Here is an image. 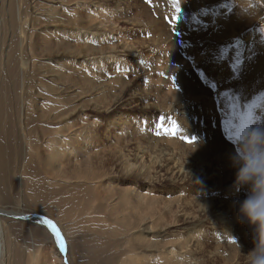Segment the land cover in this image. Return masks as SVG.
Returning <instances> with one entry per match:
<instances>
[{
  "label": "rangeland",
  "instance_id": "rangeland-1",
  "mask_svg": "<svg viewBox=\"0 0 264 264\" xmlns=\"http://www.w3.org/2000/svg\"><path fill=\"white\" fill-rule=\"evenodd\" d=\"M75 1L66 6L73 9ZM100 2L118 8L111 21L96 16L92 23L102 37L100 43L94 42L99 44L95 56L103 63L99 67L105 77V89H99L102 93L98 91L94 97V92L84 90L75 100L70 90L57 91L59 61L58 65L51 64V69L40 70L39 85L28 74L24 86L22 82L17 85L9 71L6 75L3 94L6 92L9 105L7 123L19 130L13 131L14 139L4 133L9 199L0 203L2 230H10L14 222L45 226L34 217L46 212L36 206L39 198L29 185L31 179L50 189L53 198L62 191L64 180L46 171L43 164L48 152L41 127L51 135L50 128L55 125H68L82 133H87L89 125L88 133L95 136V148H89L92 159L107 160L115 149L124 152L115 154L106 166L107 181L94 182L100 191L104 193L105 185H100L104 183L117 193L130 191L125 204H138L135 196L142 195L155 199L163 210L154 217L158 222L148 219L140 227L133 217L120 224L109 219L100 231L94 227V220L87 225L84 218L75 223L80 217H70L71 224L63 222L61 228L66 237L68 225L71 227L66 238L72 246L88 242L82 244L86 250L84 264H100L94 257L96 241L106 246L107 261L101 264H118L134 244L155 247L162 255L158 261L149 262L142 256L146 249H139V260L133 264H163L168 255L179 258L173 264H184L186 259H190L188 264H235L230 261L234 255L246 264L245 254L253 247L255 229L239 212V205L251 186L235 183L238 164L224 152V146H233V154L235 137L247 119L253 124L264 123V0H179V13L173 0ZM47 11L41 14L39 25L47 27V32L54 26L51 35H58V30L74 34V28H81L79 18L57 10L61 16L54 14L50 19ZM34 24L38 33L35 18ZM36 52L45 62L41 52ZM58 55L55 52L50 59ZM63 80H58L59 84ZM22 91L24 94L16 100ZM54 98L56 103H49ZM56 112L59 117L52 119ZM137 117L147 125L148 133L138 131ZM124 122H128L131 135L116 140V145L111 138L120 130L113 125ZM30 146L37 154L34 170L29 165ZM70 161L75 165L77 158ZM177 195L184 198L183 211L169 214L166 205ZM218 209L226 210L227 224L217 218ZM143 210L148 211L147 207ZM198 216L204 218L203 231L196 233L201 239L188 244L189 230ZM147 226H151L150 232L142 230ZM179 241H183V250ZM3 248L5 251V243ZM57 248L50 246L45 252L47 260ZM68 255L69 264H82L79 254ZM182 255L184 260H180Z\"/></svg>",
  "mask_w": 264,
  "mask_h": 264
},
{
  "label": "bare ground",
  "instance_id": "bare-ground-1",
  "mask_svg": "<svg viewBox=\"0 0 264 264\" xmlns=\"http://www.w3.org/2000/svg\"><path fill=\"white\" fill-rule=\"evenodd\" d=\"M72 1L75 0H45V3H42L40 0H0L1 204L7 203V200L9 199L7 196L9 194V172H7L6 164L7 144L4 140V133L8 132L11 138L14 139L13 131L19 130V128H16V125H13L11 122L8 121L7 123L6 115H9V105L6 92L3 94V88H5V82L8 80V77L6 76L8 71L12 76H14L17 85L22 82L24 86L23 80L27 74L31 75L35 79V83L37 85L42 82V71L40 70H44L46 68L51 69V64L58 65L57 62L59 61L61 62L58 69L59 71L55 74L57 79V91L61 90L66 92L67 90H70L72 94L71 96L77 100L76 98L79 97L80 99L81 95H83L82 92L84 90L94 92V97H96L98 95V91L102 93L99 89H105L103 85L105 83V77L102 70L99 68L101 67V64L103 65V63L97 56H95L99 48V44L94 45V42L102 37L101 33L96 30L92 23L96 16L103 17V21H111L113 15L115 14L114 12L117 11L118 8H108L105 4L100 2L102 0H77L74 2L75 7L72 9L66 6V3ZM214 1L216 0H213V2ZM78 8L82 11V13L77 10ZM46 10H48V14H51L47 17L50 19H53L51 16L54 14H57L59 17L61 16V13H56L57 10L62 11L71 18H79L81 28H74V34L64 33V31L58 30L57 32L58 35L61 34L60 36L51 35L54 26L51 25L47 32V27L41 28L42 26L39 25L42 21L41 14H43ZM251 10L252 12H255V7L251 6ZM47 12H45V14H47ZM119 13L123 16L120 8ZM34 18L40 27L38 33L35 32ZM47 21L52 20L47 19ZM72 23L76 24L75 22ZM103 23L104 22H101L102 25ZM98 43H100V40ZM36 51L41 52V57L45 58L43 59L46 60L45 62H41L42 60L40 61L38 59L39 55ZM55 52H58L60 55L56 56L55 59H50L52 57L51 55ZM46 73L48 72L46 71ZM61 78H64L65 80L61 81L59 84L58 80ZM117 78L119 80L121 79V77ZM96 84L98 86L97 88L94 87ZM84 85H87V87L83 88ZM21 89H23V87H21ZM22 94H24L23 91L22 93L19 92L15 99L17 100ZM23 97L24 96H22L21 99ZM55 99L56 98L52 99L49 103H56ZM58 117L59 113L56 112L52 119H56ZM142 122L143 120L138 118L135 124H138V131L140 133L146 134L148 133L147 125ZM24 123L25 125H28L27 122L24 121ZM113 126L120 130L117 134H115L114 138H111L114 144L118 145V141L116 140L120 138L122 139L124 136L127 137L128 135H131L129 134L130 126L128 122L118 123ZM86 130L87 133H82L81 131H73L72 127L68 125H55L50 128V135L45 131L43 126L41 127V135L45 139L44 143L47 145L46 150L48 152V157L43 161L45 170L52 172L57 178L64 180V184L62 185V191L59 192L55 198H53L51 190L43 188L36 179H31L29 181V185L34 188V195L39 198V201L36 203L37 208L40 211L43 210L46 212L43 213L44 215H34L35 220L39 223H41V220L44 217L53 220L60 228L62 234V223L66 222V226L67 224H71L69 221L70 217H80V219L75 221V223L82 221L84 218L86 220H83V223L87 225L94 220V222H96L94 227L98 231L104 228V225L107 224L109 219L112 221L114 220V223L120 224L129 217H133L136 224L140 225V227H143V223L148 219H151L153 222H158L154 217L161 213L163 209L159 205H156L157 201L155 199L138 195L137 197L135 196L138 204L133 202L131 205L125 204L124 201L131 197L130 191L117 193L115 189L110 188L103 183L100 184L105 185L103 188L104 193H102L99 185H95V183L107 181L108 171L105 170L106 166H109L112 163V159L115 154L124 152H120L119 150L116 151L115 149L113 153L108 155L107 160L92 159L89 151L90 149L95 148V145L92 142L95 136L88 133L89 125ZM232 147L229 144H225L224 146V152L230 155L228 156L230 158H232L233 155L231 152L233 149ZM20 152L24 153L23 146H21ZM27 152L30 157L29 165L34 170L36 168V164L33 159L37 156V154L35 153L33 146L27 148ZM72 157L77 158L75 165L71 164L70 159ZM65 163L66 166L64 167ZM37 175L38 172H36V176ZM23 198L24 194H22V199ZM183 202L184 198L177 195L169 202L168 205H166V211L169 214L183 211L181 209ZM175 205L178 206L176 210L174 209ZM144 206L147 207L148 211L143 210L145 209ZM218 210L220 212L218 215L219 217L217 218H220L222 223L227 224L228 221L225 216L227 214L226 210H223V212L220 209ZM100 213L103 215L99 216ZM184 213V216L186 217L185 219H188L189 216L186 214V210ZM203 219L204 218L202 216H198V220L192 224L191 228L193 229L190 228L191 230H189L188 235L191 236L187 240L188 244H191L193 241H198L197 239H201L198 235H196V233H201L203 231ZM69 228L71 227L68 225L67 233L65 234L66 237H69L71 234ZM142 230L150 232L152 228L151 226H147L142 228ZM223 236L224 235H222V237ZM66 237L64 236L66 243L65 250L68 251L67 254L61 251L60 248L58 250V244L46 226L40 228L31 223L14 222L10 226V230L3 231L0 221V264H54V262H62L60 264H65L61 260L59 253L63 254V259L68 264L70 261V257L68 255L69 253L71 255L72 253L79 254L80 261L84 264L86 257L83 254L86 250L82 244L87 245L88 242L74 244L72 246ZM3 243L6 245L5 251H3ZM182 243L183 241L178 242L181 250L184 249V245ZM236 243L237 242H235V246ZM55 245L57 252L50 256V259L47 260L45 252H49L48 250L50 246ZM94 247L95 260L100 264L103 263L102 261H107V255L106 257L104 256L106 246L103 244L99 245L98 241H96ZM130 249V251L118 260V264H133L135 261L139 260V256L136 255V252L139 251V249H146V245L134 244L130 246ZM158 250L159 249L155 247H148L142 252V256L149 260V262L152 259L158 261L159 257L162 255V252L159 253ZM104 257L105 259H103ZM184 258L185 256L182 255L180 260H184ZM57 259L61 261H57ZM178 259L179 258L175 255H168V257L163 258L162 263L173 264L178 261ZM2 260L4 263H2ZM189 261L190 259L184 260V264L190 263ZM230 261L235 262V264H241L236 255H234ZM180 263L183 262L181 261Z\"/></svg>",
  "mask_w": 264,
  "mask_h": 264
},
{
  "label": "clouds",
  "instance_id": "clouds-1",
  "mask_svg": "<svg viewBox=\"0 0 264 264\" xmlns=\"http://www.w3.org/2000/svg\"><path fill=\"white\" fill-rule=\"evenodd\" d=\"M235 139V183L251 186L240 202L239 212L255 229L253 247L245 254L246 264H264V123L253 124L247 119Z\"/></svg>",
  "mask_w": 264,
  "mask_h": 264
},
{
  "label": "snow or ice",
  "instance_id": "snow-or-ice-1",
  "mask_svg": "<svg viewBox=\"0 0 264 264\" xmlns=\"http://www.w3.org/2000/svg\"><path fill=\"white\" fill-rule=\"evenodd\" d=\"M174 2V7L177 11V13H179L181 11V5H180V2L179 0H173ZM179 17H177L178 19ZM41 223H43L51 232L53 238L55 239L56 243L58 244L59 248L61 251L65 250L66 248V244H65V239H64V236L60 230V228L57 226V224L47 218V217H44L42 220H41Z\"/></svg>",
  "mask_w": 264,
  "mask_h": 264
}]
</instances>
